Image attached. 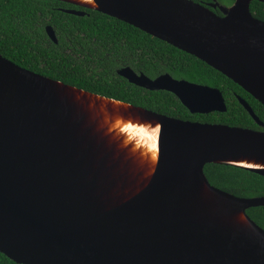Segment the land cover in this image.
Returning a JSON list of instances; mask_svg holds the SVG:
<instances>
[{
    "label": "water",
    "instance_id": "obj_1",
    "mask_svg": "<svg viewBox=\"0 0 264 264\" xmlns=\"http://www.w3.org/2000/svg\"><path fill=\"white\" fill-rule=\"evenodd\" d=\"M59 1L100 11L194 55L264 105V20L250 11L253 0H233L230 5L214 0L208 6L194 0H93L97 5L93 7ZM45 31L57 43L50 25ZM117 73L137 86L173 93L190 113L227 109L222 92L213 86L168 73L150 78L129 66ZM50 82L78 88L0 54L1 253L20 264H264V229L246 213L248 207L264 206V196H236L211 185L204 173L206 164L217 163L264 175V167L228 162V157L238 154L264 158V130L176 118L124 101L150 118L156 116L160 123L155 164L137 192L90 214L87 205L97 210L101 194L94 193L89 184L78 183L75 167L81 159L72 158L77 139L70 136L68 128H62V122L53 121L57 108L61 113L63 106L46 92ZM236 97L262 125L248 102ZM71 119L66 126L72 129L75 118ZM128 151L133 154L128 165L134 167L136 153ZM104 155L95 159L103 161ZM132 180L123 194L138 188L144 177ZM200 185L234 204L236 214L252 225L258 236L190 218L189 210L202 213L194 198L196 192H202ZM194 218L201 220L196 214Z\"/></svg>",
    "mask_w": 264,
    "mask_h": 264
},
{
    "label": "trees",
    "instance_id": "obj_2",
    "mask_svg": "<svg viewBox=\"0 0 264 264\" xmlns=\"http://www.w3.org/2000/svg\"><path fill=\"white\" fill-rule=\"evenodd\" d=\"M208 4L213 0H194ZM230 5L233 0H216ZM67 9L84 11V15ZM218 12L217 10H215ZM250 11L264 20V3L253 0ZM57 37L54 43L45 27ZM0 54L16 64L64 83L123 100L168 116L258 129L239 103L245 99L264 122V105L204 61L114 17L59 0H0ZM129 66L150 78L168 73L174 78L218 88L225 112L190 113L166 90H149L117 73ZM204 173L211 185L236 196L264 195V175L242 168L208 163ZM264 228V206L246 210ZM0 264H20L0 252Z\"/></svg>",
    "mask_w": 264,
    "mask_h": 264
},
{
    "label": "bare ground",
    "instance_id": "obj_3",
    "mask_svg": "<svg viewBox=\"0 0 264 264\" xmlns=\"http://www.w3.org/2000/svg\"><path fill=\"white\" fill-rule=\"evenodd\" d=\"M68 1L84 6H97L93 0ZM45 89L63 106L61 113L60 109L57 108V117H53V121L59 120L62 122V128L64 130L68 128L70 136L77 139L73 142L75 148L72 158L81 159L79 161L80 165L75 167L78 183H82L83 186L88 184L93 186L95 188L94 193L99 192L101 194L99 195L100 202H105L104 206L99 202L98 209L95 211H93L94 206L89 209L87 205L88 213L103 211L105 208H110L137 192L147 182L158 153L157 143L160 123L157 117L150 118L140 109L125 105L126 102L124 101L81 91L78 88L64 86L58 82L46 84ZM47 107H49V104ZM67 112L68 115H66ZM52 116L50 115L49 119ZM71 118H75L72 129L66 126L73 120ZM64 133L66 134V131ZM63 134L61 132L60 137L62 139ZM59 146H63V144ZM70 147L69 144L68 148ZM128 149H133L136 153L138 161L134 163V167H129L131 160L128 161V159L133 154H130ZM120 154H122V158L119 157ZM99 155H104L102 157L103 161L95 159ZM66 156H69L67 157L69 159L71 158L69 153ZM228 159V162H231L230 164L264 167V158L251 154H238L237 156H230ZM221 161L219 160V162ZM55 166H57L56 163ZM82 169L84 170L81 171ZM122 173H125V177ZM64 174H68L67 171H64ZM143 177L144 182L138 185V188L130 193L123 194L127 188L132 186L133 183L130 184L133 182L132 179L139 180ZM121 178L123 180L120 182ZM124 178H127V180L124 181ZM199 188L202 192H196L194 198L196 199V207L202 213L189 210L187 214L190 218L204 224L223 226L229 231L245 233V235L252 237L258 236L252 225L245 223L236 214L237 209H235L234 204L229 203L224 196L208 191L203 185H200ZM102 191H104L103 194L108 192L109 194L104 196ZM73 192H76V189ZM195 214L201 220L194 218Z\"/></svg>",
    "mask_w": 264,
    "mask_h": 264
},
{
    "label": "flooded vegetation",
    "instance_id": "obj_4",
    "mask_svg": "<svg viewBox=\"0 0 264 264\" xmlns=\"http://www.w3.org/2000/svg\"><path fill=\"white\" fill-rule=\"evenodd\" d=\"M220 4H222V3H220ZM204 5H207L208 6V4H204ZM209 8L210 9H212L216 14H218V15H222V13H221V11L218 9V8H212V7H210L209 6ZM215 10H217L218 12H216ZM259 118V117H258ZM260 119V118H259ZM261 120V119H260ZM254 121V120H253ZM262 121V120H261ZM254 123L259 127L258 128V130H264V122L262 121V125H258L255 121H254ZM262 196H264V195H262ZM239 197H242V196H239ZM258 207V206H257ZM253 207H248L246 210H251ZM261 227V226H260ZM263 228V227H262ZM264 229V228H263Z\"/></svg>",
    "mask_w": 264,
    "mask_h": 264
},
{
    "label": "rangeland",
    "instance_id": "obj_5",
    "mask_svg": "<svg viewBox=\"0 0 264 264\" xmlns=\"http://www.w3.org/2000/svg\"><path fill=\"white\" fill-rule=\"evenodd\" d=\"M214 1V0H213ZM224 5H228V4H226V3H223Z\"/></svg>",
    "mask_w": 264,
    "mask_h": 264
},
{
    "label": "snow or ice",
    "instance_id": "obj_6",
    "mask_svg": "<svg viewBox=\"0 0 264 264\" xmlns=\"http://www.w3.org/2000/svg\"><path fill=\"white\" fill-rule=\"evenodd\" d=\"M157 131H158V129H157ZM153 147H155V145H153Z\"/></svg>",
    "mask_w": 264,
    "mask_h": 264
}]
</instances>
